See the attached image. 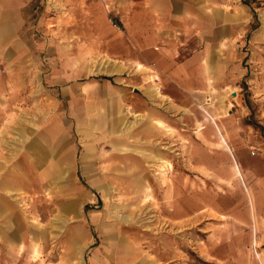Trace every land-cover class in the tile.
Instances as JSON below:
<instances>
[{
    "label": "rangeland",
    "instance_id": "obj_1",
    "mask_svg": "<svg viewBox=\"0 0 264 264\" xmlns=\"http://www.w3.org/2000/svg\"><path fill=\"white\" fill-rule=\"evenodd\" d=\"M24 7L0 10V264H264L263 151L253 191L193 171L199 141L143 133L147 71L80 46V0Z\"/></svg>",
    "mask_w": 264,
    "mask_h": 264
},
{
    "label": "crops",
    "instance_id": "obj_2",
    "mask_svg": "<svg viewBox=\"0 0 264 264\" xmlns=\"http://www.w3.org/2000/svg\"><path fill=\"white\" fill-rule=\"evenodd\" d=\"M36 1L1 0L0 10L22 15ZM90 43L94 56L147 71L140 73L147 78L146 98L134 110L157 127L144 134L199 141L193 171L230 168L253 191L250 174H261L250 153H264V0H80V46ZM110 67L111 75L121 72ZM210 95L212 105L204 107ZM166 128L174 134L165 136ZM126 154L123 149L119 157ZM259 181L263 186L264 178ZM19 230L18 222L6 226L10 239H18Z\"/></svg>",
    "mask_w": 264,
    "mask_h": 264
},
{
    "label": "built area",
    "instance_id": "obj_3",
    "mask_svg": "<svg viewBox=\"0 0 264 264\" xmlns=\"http://www.w3.org/2000/svg\"><path fill=\"white\" fill-rule=\"evenodd\" d=\"M252 156L255 154V152L254 151H251V153H250Z\"/></svg>",
    "mask_w": 264,
    "mask_h": 264
},
{
    "label": "bare ground",
    "instance_id": "obj_4",
    "mask_svg": "<svg viewBox=\"0 0 264 264\" xmlns=\"http://www.w3.org/2000/svg\"><path fill=\"white\" fill-rule=\"evenodd\" d=\"M209 100L207 99V102H208Z\"/></svg>",
    "mask_w": 264,
    "mask_h": 264
}]
</instances>
